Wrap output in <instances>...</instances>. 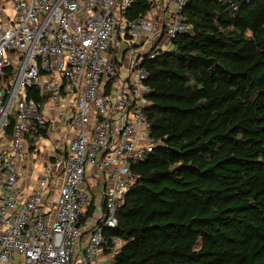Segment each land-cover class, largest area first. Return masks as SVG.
Returning <instances> with one entry per match:
<instances>
[{
  "label": "built area",
  "instance_id": "obj_1",
  "mask_svg": "<svg viewBox=\"0 0 264 264\" xmlns=\"http://www.w3.org/2000/svg\"><path fill=\"white\" fill-rule=\"evenodd\" d=\"M135 1L0 0V264H113L121 241L104 230L136 180L130 164L155 145L143 63L191 30L189 0H140L149 8L129 18ZM40 149L49 162L25 193L19 163Z\"/></svg>",
  "mask_w": 264,
  "mask_h": 264
},
{
  "label": "trees",
  "instance_id": "obj_2",
  "mask_svg": "<svg viewBox=\"0 0 264 264\" xmlns=\"http://www.w3.org/2000/svg\"><path fill=\"white\" fill-rule=\"evenodd\" d=\"M185 15L191 30L143 63L155 145L104 237L121 241L113 264H264V0Z\"/></svg>",
  "mask_w": 264,
  "mask_h": 264
},
{
  "label": "crops",
  "instance_id": "obj_3",
  "mask_svg": "<svg viewBox=\"0 0 264 264\" xmlns=\"http://www.w3.org/2000/svg\"><path fill=\"white\" fill-rule=\"evenodd\" d=\"M51 116V114H50ZM58 134L63 135L62 132H59ZM61 138L64 139L65 141V137L60 136ZM45 145L48 147L49 145L46 144V141L44 142ZM47 162H49V157H48V153L47 151H45L44 149H40L39 151H35L33 152V154L31 155V157H29L26 161H23L21 163H19V177H18V185L21 189H23V191L25 193H29L32 192L33 189L37 186V177H38V173L41 172V170H39V168L42 166H44L45 164H47ZM36 169L35 175H34V171ZM55 174L57 175V178H52L48 184L53 192V194H55L58 190V186H59V181L61 179V172L60 171H55ZM96 187V185H95ZM92 192L96 195V189L93 188ZM98 192V191H97ZM49 200V197L47 199V202ZM50 202V200H49Z\"/></svg>",
  "mask_w": 264,
  "mask_h": 264
},
{
  "label": "rangeland",
  "instance_id": "obj_4",
  "mask_svg": "<svg viewBox=\"0 0 264 264\" xmlns=\"http://www.w3.org/2000/svg\"><path fill=\"white\" fill-rule=\"evenodd\" d=\"M125 41H127V42L130 41L131 43H134V44H136V45H137L138 43H140V39H139V38H134V39L130 38V39H128V40L123 39L122 42H125ZM164 43H166V40H165V39H162V40L160 41V45H162V44H164ZM142 50H143V51H146V50H147V47H146V46H143V47H142ZM116 59L122 61V63L119 64V66L121 67V73H120V76H121L122 79H124V78L126 77V76L124 75V67H125V65H126L127 54H122V52H117V53H116ZM70 116H71V111H70V110L66 111V114H65V117H64V118L68 121L69 118H70ZM46 144L50 145V141L47 140V141H46ZM42 169H43V168H42V166H41V167L39 168V170H42ZM35 172H36V169H35V171H34V175H35ZM86 183L91 187L92 184L94 183V181H93L92 178L90 177V178H86ZM95 200H96V202H98V198H97V199L95 198Z\"/></svg>",
  "mask_w": 264,
  "mask_h": 264
},
{
  "label": "water",
  "instance_id": "obj_5",
  "mask_svg": "<svg viewBox=\"0 0 264 264\" xmlns=\"http://www.w3.org/2000/svg\"><path fill=\"white\" fill-rule=\"evenodd\" d=\"M128 193V192H127Z\"/></svg>",
  "mask_w": 264,
  "mask_h": 264
}]
</instances>
